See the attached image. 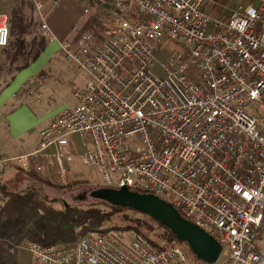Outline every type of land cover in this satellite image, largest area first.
Returning <instances> with one entry per match:
<instances>
[{
  "label": "built area",
  "instance_id": "obj_1",
  "mask_svg": "<svg viewBox=\"0 0 264 264\" xmlns=\"http://www.w3.org/2000/svg\"><path fill=\"white\" fill-rule=\"evenodd\" d=\"M28 1L52 41L48 20L58 0ZM210 1L110 0L102 29L78 22L59 45L63 59L88 76L82 87L70 86L75 105L49 117L32 151L0 157V171L31 175L45 166L66 186L77 136L79 159L102 186L170 203L221 246L213 264H264V124L247 112L264 108V0L220 6L225 17L209 11ZM76 2L81 19L104 4ZM8 29L9 15L0 12V48ZM163 42L169 48L159 77L152 68ZM32 85L25 94L40 101L42 85ZM20 248L31 264H204L176 240L153 246L132 230Z\"/></svg>",
  "mask_w": 264,
  "mask_h": 264
},
{
  "label": "trees",
  "instance_id": "obj_2",
  "mask_svg": "<svg viewBox=\"0 0 264 264\" xmlns=\"http://www.w3.org/2000/svg\"><path fill=\"white\" fill-rule=\"evenodd\" d=\"M12 1L8 14V41L6 46L0 48V77L9 81L34 62L47 43L32 4L28 0ZM105 1L107 3L103 5H92L91 10L95 13L88 15L86 24L99 23L101 11L109 15L108 0ZM100 26L102 29L104 24L100 23ZM41 75L42 72L38 76ZM27 180L32 186L16 192L0 184V264H17V249L26 242L42 246H69L95 232L113 235L132 230L153 246H160L163 239L178 241L155 221L130 209L112 207L103 202L85 208L54 207L53 202L61 201L48 199L42 189L61 188L50 173L30 175ZM84 183L86 181L70 182L68 188ZM159 230L164 233L163 238L158 237ZM178 243L189 251L186 244ZM192 258L196 260L194 256Z\"/></svg>",
  "mask_w": 264,
  "mask_h": 264
},
{
  "label": "crops",
  "instance_id": "obj_3",
  "mask_svg": "<svg viewBox=\"0 0 264 264\" xmlns=\"http://www.w3.org/2000/svg\"><path fill=\"white\" fill-rule=\"evenodd\" d=\"M62 1L63 0H58L59 5L63 4ZM66 1H68L66 4L68 6L67 8L76 13V9H74V7L75 5H77L76 3L78 2L75 3L73 0ZM220 1L221 0H211L210 3L207 4V6L212 7L211 4H217ZM103 2L107 3V1L105 0H103ZM12 5V0H0V12H6L7 14H9ZM59 5L57 6V8L59 7ZM57 8L54 10H57ZM54 10L51 12L48 20L49 27L54 36V39L50 42H47L44 51L39 55V57L34 62H32L27 68L18 72L7 85H2L3 79L0 77V157L18 156L32 151L36 145L37 134L43 127L47 125L49 117L57 113L64 107H70L63 106L57 111L50 114L49 116H46L45 119L43 117H38V114L33 108L23 104L24 98L30 99L26 96L25 91H23V89L28 86V84L32 85L34 81L37 82L38 79H36V77L39 75L40 72H42L40 78L44 80L41 85L42 87H47L48 89L50 79L54 71L64 70L63 66L54 62L53 59L56 55L62 57L59 49L60 42L63 39L71 37L73 35L72 28L78 23L77 20L79 19V15L76 13V18L74 20H69L59 32L56 28L57 23L59 24L58 17L55 18L53 22H51L54 16ZM107 11L110 15L113 12L112 8L110 7V0H108ZM223 12H227L226 9H224ZM222 15L223 14L221 13L220 17L226 16ZM168 45L172 47V45ZM50 64L52 65L50 66ZM71 85L74 84L72 83ZM47 99L51 100L52 97L48 96ZM73 105H75V100L71 106ZM74 137H76V139H74ZM72 141L74 145L73 149L75 152V142L79 148V141L77 136H73ZM48 172L49 171L44 170L39 173H33L31 175H37L42 173L49 174L50 172ZM27 176L30 175H26L20 172L19 170H2L0 171V184H3V182H5L7 184V187L9 188L17 186L19 187L22 183L24 184L28 181ZM16 257L17 264H31L29 253L23 248L17 249Z\"/></svg>",
  "mask_w": 264,
  "mask_h": 264
},
{
  "label": "rangeland",
  "instance_id": "obj_4",
  "mask_svg": "<svg viewBox=\"0 0 264 264\" xmlns=\"http://www.w3.org/2000/svg\"><path fill=\"white\" fill-rule=\"evenodd\" d=\"M73 1L76 3V0H73ZM67 2L68 1L63 0L62 1L63 4L59 5L57 10H54V14H53L54 16H53L52 21H51V22H53V20L58 17L59 24L57 23L56 28L59 32L69 20H74L76 18L77 14L79 15V19L77 20V22L85 23L87 18H88V16H86L84 19L80 18L81 6L78 3H76L77 5H75V7H74V9H76L75 10L77 13L76 14L72 10H69V8H67L68 7L66 5ZM243 3H245V0H221L217 4L216 3L211 4L212 7H208V9L214 15L220 16V14L222 13L225 16L227 14V12L224 13L222 10L223 7H220V6H224L226 8H231V7L241 6V4H243ZM218 5H219V7H218ZM215 9L218 12H215ZM10 12H11V10H10ZM93 13H95V12H93ZM100 13H102V14L100 16L98 15L99 16V19H98L99 23L98 22L97 23L96 22L91 23V24H97L99 29L101 28L100 23H101V25L104 24L105 23L104 21H108L109 16H110V14L108 16H106V14H103L105 12H102V11ZM9 15H10V13H9ZM97 34L99 36V33H97ZM47 42H50V41H47ZM164 45H165V42H163L162 45H160V47H158V49L154 53L155 64L152 68V71L156 75H158L159 77L164 76L161 64H163L165 62V60L168 56L167 50L169 47L167 46V48H165ZM53 61L56 62L57 64L62 65L64 70L54 71V73L50 79V84H49L48 89H47V87H42V89L40 90V92L43 94V97L40 99V101L35 102V101H32L28 98H24V100H23L24 105L30 106L31 108H33L36 111V113L38 114V117H43L45 119H46V116H49L50 114L57 111L61 107L71 106L74 103V99H73L71 92L69 90V87L72 83L77 87H82L83 84H85V82L88 80V76L86 73H84L82 71H78L77 67L73 63L65 61L62 57L56 55L55 58L53 59ZM51 65L52 64H50V66ZM36 79H38V81L40 80V83L44 82V80L41 79L39 76H37ZM190 80L195 81L194 76L190 77ZM2 81H3L2 85H7L10 82L7 78H3ZM32 86L33 85L28 84V86H26L23 89V91H27ZM48 96H51L52 99L51 100L47 99ZM256 108H258V112H256V110H255ZM247 112L251 115L256 116L260 120V122H262L264 124V108L262 106H260L258 104L253 105L252 107H250L247 110ZM74 139H76V137H74ZM75 145H76L75 146L76 151L71 156V159L69 161H67V163H66V168H67V173H66L67 184H66V186H63L58 182V179L55 176L54 172L49 171L50 175L53 177V179L57 182V184L61 188L58 190H54V189H48V188L42 187L44 194L47 196L48 199H58L61 201V203H59V202H53L52 203L53 206L57 207V208H62L63 206L64 207L75 206V207L85 208L91 204H94V202L84 204V203H77V202L73 201L72 197L66 195L65 189H67V191H68L67 193H70V191L73 192V191L80 189V188H86V187H90V186L98 187V186L103 185L102 179L96 170L86 169L82 165V163L79 159V156H78L79 155V148H78L76 142H75ZM44 170L48 171V169L45 166L43 167V169L41 171H44ZM76 181H86V183L80 184L77 186H71L68 188V186H69L68 184L70 182H76ZM3 184L5 187H7V184L5 182H3ZM28 186H32V185L27 181L24 184L22 183L19 187L17 186V187H12V188L7 187V188L10 191L16 192V191H22L23 189L27 188ZM38 188H40V187L38 186ZM65 205H67V206H65ZM119 234L120 233H118V235ZM113 235H115V234H113ZM120 235H122V234H120ZM158 237L159 238L164 237V233L162 232V230L158 231ZM263 238H264V236H263ZM258 247L264 251V243H258Z\"/></svg>",
  "mask_w": 264,
  "mask_h": 264
},
{
  "label": "water",
  "instance_id": "obj_5",
  "mask_svg": "<svg viewBox=\"0 0 264 264\" xmlns=\"http://www.w3.org/2000/svg\"><path fill=\"white\" fill-rule=\"evenodd\" d=\"M67 192L66 195L77 203L103 202L149 217L169 231L179 242L186 244L191 255L204 264H213L219 257L221 246L211 236L181 217L170 203L159 197L104 186H90Z\"/></svg>",
  "mask_w": 264,
  "mask_h": 264
},
{
  "label": "flooded vegetation",
  "instance_id": "obj_6",
  "mask_svg": "<svg viewBox=\"0 0 264 264\" xmlns=\"http://www.w3.org/2000/svg\"><path fill=\"white\" fill-rule=\"evenodd\" d=\"M67 191V189H65Z\"/></svg>",
  "mask_w": 264,
  "mask_h": 264
}]
</instances>
